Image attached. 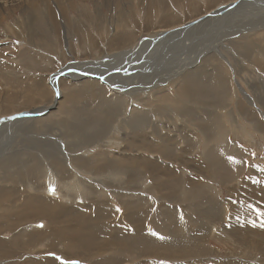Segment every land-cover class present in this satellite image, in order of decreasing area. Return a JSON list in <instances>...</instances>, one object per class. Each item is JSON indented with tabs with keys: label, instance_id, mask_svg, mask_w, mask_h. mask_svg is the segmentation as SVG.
Segmentation results:
<instances>
[{
	"label": "rangeland",
	"instance_id": "1",
	"mask_svg": "<svg viewBox=\"0 0 264 264\" xmlns=\"http://www.w3.org/2000/svg\"><path fill=\"white\" fill-rule=\"evenodd\" d=\"M47 1L54 16L49 15L46 9L47 5L43 4ZM227 1L231 0H157L156 2H163L165 7L164 9H155L150 5L152 0H142V4H139V0H134L130 6L125 3L126 0H121L119 3L122 8L115 5L116 0H111L112 5L103 3V0H66L62 4H57L54 0H37L36 4L40 7V11L46 10L45 13H38L36 16V26L33 29H27L36 35L33 42H30L29 36L23 28L15 26L16 19L23 20L27 17L26 9H13L14 5L10 4L6 10L3 9V15L0 14L2 23V25L0 24V39H4L0 42V116L29 109L40 110L46 106L55 94L49 86V74L58 71L66 64L72 61L75 63L74 61L83 62L96 59L99 54L109 55L126 49V51H131L140 43L146 45L156 42L169 36L180 24L195 19L218 4ZM17 5L21 6V3ZM191 5H195V7H190ZM96 9L102 10L98 14V18L94 16ZM220 15L216 20V23L219 24L216 31L212 29L205 31L207 37L202 42L206 41L207 49H202L201 46H198L197 49L198 53H201V58L204 55L207 57L204 60L207 65H203L207 70H204L203 73H210L204 78L212 79L213 91L216 89L215 81L221 80L224 83L220 93L217 94L218 98L212 96L213 99L202 98L204 99L202 100L201 95L199 98L202 102L205 101L206 105L216 101L222 102L223 107L219 104L221 108L208 106L201 109L202 105L199 106L198 112H191V116L199 115L201 122H195V118L192 120L187 116V110L189 105L193 104L192 102L187 104L188 107L186 105L183 107L184 113H182L183 109L172 114H161L154 111L153 118L147 116L149 119L147 125L152 122L154 126L158 127L157 130L160 129L162 135L165 133L169 136L168 143H164L168 144V154H163L161 151L156 153L158 149L156 144H160L161 139L157 135L149 136L155 152L153 154L151 152L142 153L145 158H142L141 163L143 164L145 161L150 164V167L155 165L154 171H151L148 166L139 165L142 168L133 172L130 165H127L117 173V171L110 172L106 169L105 171L102 169L103 167L95 163L94 167L90 166L88 162L84 167H88L89 173L85 174L86 172L83 171L81 173L79 170L73 173V177H81L79 183L82 195L73 193V196H70L64 188L57 184H62L59 180L54 179L49 183L46 179L47 170L58 166L55 163L57 158L60 161L65 159L67 162L73 160V165L79 159L77 156L67 158L69 156L67 154L72 152V144L70 140L67 142L64 138L65 131L56 130L57 127L51 123L44 127L42 124L34 123V119L38 116L25 118L26 121L23 124L20 121L13 124L14 128H22L19 131L20 133L23 130L21 134L16 133V129L11 128L7 123L8 128L13 131L9 130V134H11H8L6 138L1 135L0 137L4 140L3 142L9 141L8 148L11 142L14 144L21 138L29 137L30 141L35 139L36 144L24 140L16 147L19 146V151H26L25 154L29 156L30 160L26 159L28 165L25 164L30 167L29 171H37L38 167L45 168L39 172V188L43 197H46L44 196L45 192L51 196V193L46 191L50 186L46 189V185L52 183L50 189L59 188L62 194L61 197H55V199H59L55 203L60 208H73V214L77 216H87L85 212H101L100 214H104L105 219V226L103 224L102 228L106 227L110 231L108 236L113 238L117 234L120 241L126 242L127 246L118 248L105 245L100 247L98 246L101 242L99 236H102L103 233L96 231L93 233L96 234L94 235L95 246L92 245L89 248L85 245L77 246L79 237L85 235L78 230L82 224L74 222L72 241L74 248L68 236H62L55 240L54 247H51L50 241L44 238L42 242L39 241L35 245L34 243L29 244V249H25L21 244L19 247H22L23 251H19L13 257L2 256L0 264H35L33 263L35 259L45 261L42 262L43 264L48 261L54 262V264H264V227L261 226L264 224V43L255 40V42H260L256 53L249 48L250 55L259 54L254 61L243 57V52V55H235L236 52L231 50V46L230 48L220 46L219 49L220 41L233 42L234 39L240 37L239 33L238 37L236 36L237 31L245 30V34H247L254 31L250 28L255 25L245 23L246 26L244 24L246 20L241 22L240 19H237L234 21L235 24L232 22L228 26V22L224 24L225 20ZM77 18L80 20L78 25L81 29L75 25ZM49 19L52 24L51 28L37 29ZM222 19L223 21L220 23ZM115 22H118V25ZM239 23H241L240 27L237 25ZM221 26L229 28L222 29ZM43 36L48 38L43 40ZM245 36L243 37L245 38ZM244 38H241L242 42L249 41ZM188 49L185 50V56L188 55L191 58L199 56L196 53L197 50L191 52ZM211 49H214L216 57L211 56ZM182 59L187 60V58ZM103 60L105 61L102 63H105L106 66H103L102 69H105L109 68L107 63L113 59L107 57ZM115 63L113 60V63L109 62L108 64H113L115 68H123L128 65L122 62ZM164 65H168V63ZM73 69L76 67L74 66ZM120 71L126 72L125 69ZM177 74L179 75V72ZM58 77L56 78L57 86L59 89L61 88L64 95L60 100L62 103L73 101L74 97L76 104H83L85 98L92 99L94 97L91 87L82 89L83 87L80 86L84 80L74 81L73 78L63 75ZM172 78V80L179 79L175 75ZM93 80L100 85L103 95L107 97L114 95L111 85L98 78ZM184 83L185 87L191 91V98L199 96L196 87L191 82L188 83L185 80ZM176 85L177 83L172 81L165 85L166 88L164 87L165 92L172 93L171 96L174 99L177 93ZM74 87L78 88L75 95L73 94ZM160 87L162 86L160 85ZM93 89L95 94L101 93L98 88ZM192 90L195 91V95ZM149 92L151 90L143 92L142 98L147 97ZM67 93L72 96L69 97ZM211 94L215 95L212 91ZM84 96L85 98H83ZM123 96L125 94L116 95L114 101H120ZM134 102L138 103V101ZM242 105L248 114L247 111L246 113L241 111ZM112 107H120V110L114 114V121L105 118L104 123L101 117L99 123L102 122V125H98L100 128L97 127L93 130V132L95 130L96 133L98 132L95 140L98 145L90 142L92 144L88 145L91 147L90 151L86 146L87 151L79 148L75 154H83L87 159L98 155L96 161L99 162L101 155H105L111 161L121 150L124 152L126 143L123 139H118L123 137L124 131L121 129L123 126L120 125V122L118 126L116 115H119L118 119L121 121L126 116V111H123L124 104L121 102ZM5 108L9 110L7 111ZM132 108H136L134 103L131 106L128 105V113ZM144 109L141 108L142 111H146ZM54 112H57L56 108L50 109L46 115L39 118H47L50 113ZM73 122L78 125L77 122ZM209 123H211L210 126H208ZM217 124H220L218 129L216 128ZM70 125L73 126V124ZM142 126L141 124L140 127ZM207 126L208 128H206ZM157 130L156 134H161ZM147 131L150 129L148 128ZM89 132L83 128L82 134L78 133L80 135L93 134V132ZM72 135L73 133H71ZM101 135L104 136L101 137ZM93 138L94 136L91 137V140ZM106 141L107 145H104ZM36 145L37 147H35ZM115 146H117V150H115ZM213 149L217 151L211 153ZM210 154L212 155L210 156ZM32 157H34V161H37L34 162ZM20 159L17 160L18 163L22 161ZM23 164H17L19 169L11 171V176L17 175L18 178L24 167ZM51 164L52 167H50ZM75 169L77 168L73 166V170ZM20 177L22 176L20 175ZM20 177L18 179H21ZM32 180L37 181L34 178ZM0 184L4 186L2 185L4 181ZM5 184H7L8 190L11 184H15V188L19 191L23 186L19 184V189L18 185L11 181ZM83 189H85L84 192ZM93 216L94 214L92 218ZM83 219L88 220L87 217ZM29 222L32 225H27L28 228L24 230L26 234L27 232L31 234L41 231L40 228L49 223V219L43 217L42 220H39V222H43L42 224L36 221ZM94 224L100 228L98 222H94ZM0 234V244L10 246V242L14 240L13 233L6 228ZM21 238L24 239V236ZM129 240H141L142 242L140 244ZM18 241L22 243L21 239ZM62 242L67 243L66 248H63L65 245ZM143 242L145 245H142Z\"/></svg>",
	"mask_w": 264,
	"mask_h": 264
},
{
	"label": "bare ground",
	"instance_id": "2",
	"mask_svg": "<svg viewBox=\"0 0 264 264\" xmlns=\"http://www.w3.org/2000/svg\"><path fill=\"white\" fill-rule=\"evenodd\" d=\"M36 1L37 0H0V14L4 13L3 9L6 10L10 4L14 5L13 9H19V8H21V9L23 8V10L26 9L27 17L24 18L23 20H21V18L16 19L15 26L18 28H23L27 32V36H29L30 42H33L35 40L36 35L34 33H32L31 31H28L27 29H29V28L33 29L36 26L35 18L38 15V13H40V14L45 13V10L47 9V12L49 13V15L54 16V12L50 9V7L48 5L49 4L48 1L43 3V4L47 5V8L44 11H40V7L36 4ZM54 1L57 2V4H62L66 0H64V1L63 0H54ZM119 1H121V0H116L115 5H118L119 7H121V3H119ZM133 1L134 0H126L125 3H127V6H130L133 3ZM156 1L157 0H152V3L150 4L151 7H154L155 9H158V8L164 9L165 4L163 2L160 3V2H156ZM110 2H111V0H103V3H109L108 5L111 4ZM18 3H21V6L17 5ZM97 3H95V4H97ZM229 3L231 5L233 3H237V4H239V6L231 7L227 11H219L217 13L218 15L221 14L220 16H223V19L225 20L224 24H226L228 22V26H230V23L233 22V24H235L234 21H236L237 19H240L241 22L243 20H246V21H244V24L245 23H252V24H255L256 27H255V25L251 28L249 27L250 29H252V31L253 30L254 31L248 32L247 34H245V30L237 31L236 36L238 37V33H239V35H240L239 38L234 39L233 42H228V43H224V42L220 41L218 47L220 49V46L221 47L228 46L229 48L231 46V48H232L231 50H233V52L235 51L237 53V54L235 53V55L239 56V55H243V53H244L243 57H248V59H250L251 61L252 60L254 61L255 58L259 54L257 53L258 55H256V56L250 55L251 51H249V48L252 51H254V53H256L257 47H258L260 42H255V40L262 41V43H264V0H231V1L220 3L215 8H218L219 6H221L223 8L224 5L227 6V4H229ZM139 4H142V0H139ZM72 5H73V1H72ZM145 6H147V5H145ZM190 7H195V5H191ZM95 11L96 12L94 13L95 14L94 16L96 18H98L99 17L98 14L101 13L102 10L99 11L98 9H96ZM46 17H47V15H46ZM223 19L220 20V23H222ZM119 20H121V19H119ZM193 20L194 19L186 21L180 25L178 24L179 27L174 32H172L166 38H163L161 40H157L156 42H153L150 44L148 43L146 45L143 43H140V45H138V47H136L135 49L132 48L131 51H126L127 50L126 49V50H120L117 52H113V54H109V55L99 54L96 59L85 60L83 62L74 61L75 63H73V61H72V62L66 64L65 66L61 67V69H59L58 71H55L53 73L51 72L49 74L48 81L50 84L49 86H51V88L55 92L53 99H52L53 103H52V100L49 101L46 104V106H43V108H41L40 110L29 109V110H24V111L17 112V113H12V114L9 113V115H6V116L5 115L0 116V118L1 117H3V118L7 117V119H4L3 122H0V135L3 136L4 138H6L9 134V130H11V132H12L13 129H16V133H19V131L22 128L21 127H19V128L15 127L14 128V125H15L14 123L20 121L23 124V122L26 121L24 119L30 118L31 116H38V118L34 119V123H36V124H39V125L42 124V126L44 127L48 123H51L57 127L56 130L61 131V132L65 131L64 138L66 139L67 142L70 140L71 144H72L71 145L72 146V148H71L72 152L67 154V155H69L67 158H74L77 156V157H79V159L73 165V160H72V162H67V161H65V159L60 161V159L57 158L55 163L58 164V166H54L53 168H50V170L46 169L48 171V173H46V176H47L46 179L49 183L51 180H54V179L59 180L62 184H60V183H57V184L60 187L64 188L70 196H73V193L76 195H82V189H81V185L79 183V179H81V177L80 178H79V176L73 177L74 176L73 173L77 170H79L80 172L83 171L84 173L86 172L85 174L89 173L90 170L87 169L88 167H84V166H87L88 162H89L90 166L94 167L96 164V165L103 167L102 169H104V170L106 169L107 171L109 170L110 172L111 171L112 172L117 171V173L121 168H124V167L126 168L127 165L128 166L130 165L131 171H133V172H135L136 170H138L139 168H142V167H146V166L150 167L149 166L150 164L145 162V161L143 164L141 163L143 160L142 158H145V157H143L142 153L151 152L153 154L155 152L154 147H153V143L149 139V136L150 135H153V136L157 135V137L161 139V143L156 144V147L158 148L156 153L161 151V153H163V154H168L167 152H169V148H168V144H167L168 143L167 141L169 140V136H168V134H165V133H164V135H162L160 129H158L160 131L158 133H161V134H159V135L156 134V130L158 127H156V125L154 126L151 121H150L151 124L147 125L148 124L147 120H149L147 118V116H152V118H153V116L155 115V112L156 113L158 112L161 114H163V113H171L172 114V113L178 112L180 109H183L182 113H184L185 109L183 107H185V105L187 106V104H190L192 102L193 104H190L189 109L187 110V116L191 117L190 119H192V120H193V118H195V120H194L195 122H201L200 116L199 115H192L191 116V112H193V111L198 112V108L201 105H202L201 109H203L204 107H208V106L218 107L219 104L221 106L223 105V103L219 102V101H216L215 103L212 101L213 103L210 105H206L205 101L202 102V100H204L202 98H208V99L212 98L213 99L214 97H217V94L220 93L221 89L224 86V83L221 82V80L215 81L214 85H215L216 89L213 91V83H211L212 79L204 78L206 75L210 74L208 71H207L208 73H203L204 70H207V69H205V66H203V65H207L204 63L206 56L203 54L204 56L202 55L203 57L201 58V53H198L199 50L197 49L198 46H201L202 49L203 48L207 49V45L205 44L206 41L202 42L203 40H205V37H207V36H205V31L206 30L209 31L210 29H212L213 31H216L217 26L219 25L216 23L217 17L210 18L208 20V22L201 20L200 22H202V23L190 25V28L184 27L185 24L192 22ZM49 21H50V19L46 22L44 21L43 24L40 25V27L37 29L51 28L52 24ZM102 21H103V19H102ZM38 22L40 23L41 21L39 20ZM79 22H80V20H78V18H77L75 25L79 26V28L78 27H76V28L81 29L80 25H78ZM0 24L2 25L1 21H0ZM115 24L118 25V22H115ZM240 24L241 23H239L237 25L240 27ZM66 25H64V26H66ZM257 25H259V26L257 27ZM223 28L228 29L229 27H222V29ZM244 28H248V27H244ZM236 29H237V27H236ZM233 30H235V28ZM231 34H233V33H231ZM206 35H207V33H206ZM244 35H246L245 38L248 39L249 41H247V40H246L247 42L241 41V38H244L243 37ZM46 38H48V37L43 36V40H45ZM3 40L4 39H0V42H2ZM225 41H226V39H225ZM250 41H252V42H250ZM49 42H50V39H49ZM187 48H189L188 50H190L191 52L197 50L196 53H198L199 56L193 57V58H191L190 56L188 57V55L185 56V50ZM191 48H193V50H191ZM213 50L211 51V56L216 57L217 55L215 56V52H213ZM215 51H216V49H215ZM202 53H204V52H202ZM107 57L112 58L116 62L115 64L122 62L123 64H126V65L128 64V65L124 66L123 68H115V66H113V64L112 65L108 64L109 62L113 63V60H112V61H109L107 63V65H109L108 66L109 68H105V69H108V70L102 69L103 66H106L105 63H102L103 61H105L103 59H105ZM182 58H187V60L182 59ZM221 61H223V60H221ZM224 61H225V57H224ZM166 63H168V65L163 66V64H166ZM210 64H212V63H210ZM226 64H227V62H226ZM213 65H211V66H213ZM237 65H239V64H237ZM74 66L76 67V69H73ZM192 66H194V67H192ZM190 67H192L193 69L191 68V70H190ZM185 68H189V69H185ZM121 69H125L126 72L120 71ZM164 69H166V70H164ZM183 69H185V70L183 71ZM100 71H102V72H100ZM199 71H201V72H199ZM178 72H179V75L177 74ZM220 72H222V71L220 70ZM234 72H235V70H234ZM201 73H203V74H201ZM59 75H61V77H62V75L63 76L67 75V76L73 78L74 81L75 80H84V83H82L80 86L83 87L82 89H85V88L90 89V87H91L92 96L94 95V97H92V99H89V98H85V96H84L83 98H85V100L83 101V104H81V103L76 104V100L74 97H73V101H68V102L62 103V101H60V100L63 98L64 95L62 94L61 88L60 89L58 88V86H57L58 83L56 80V78ZM174 75H175V77L178 76L179 79L178 80H175V79L172 80L173 79L172 77ZM82 78H85V79H82ZM87 78H89V79H87ZM91 78H93V79L98 78V79L104 81L106 84L108 83L109 85H111V88L113 89L114 95L110 96V97L103 95V90H102V88H100V85H98ZM171 80L173 82L177 83V85H176L177 93H176L175 99L173 98V96H171V94H172L171 92H170L171 94H167L164 90L165 85L168 84L169 82H172ZM185 80H187L188 83L191 82V84H193L196 87L199 96L196 95L195 97L191 98V96H190L191 91L185 87V85H186L184 83ZM79 82H81V81H79ZM160 85L162 87L159 88ZM95 87L101 91V93L99 92L100 94H98V95H97V93L95 94L94 89H93ZM189 87H190V85H189ZM77 90H78V88L74 87V90H73L74 95L77 94ZM149 90H151V92H149L147 94L148 96L145 98H142L143 92L149 91ZM89 91H91V90H89ZM192 91H194V90H192ZM211 91L214 92L215 95H212ZM67 94L69 95V97H70V95L72 96V94H70V93H67ZM122 94H125V96H123V98H121L120 101H114L116 98V95L119 96ZM81 95H82V93H81ZM194 95H195V91H194ZM212 96H214V97H212ZM199 97H201L202 100H200ZM43 98L45 99L44 96H43ZM83 98H82V100H83ZM250 100L252 102L251 98H250ZM134 101H138V103H136ZM118 102H121L122 104H124L123 111H126L125 112L126 116L123 117V119L121 121H119V119H118L119 115H116V120H118V126H119V122H120V125L123 126L121 129H123V131L125 132V133L123 132V134H122L123 137L118 138L116 136L118 139H123V141L126 143V146L124 148V152H122L123 150H121V152L118 153L114 157V160H111V161L108 160V158H106L105 155L104 156L101 155L100 156L101 160L99 162L96 161L98 155H96V156L94 155V156H92L91 159H87L86 157L83 156V154L82 155L81 154L79 155V153L75 154V152H77V150L79 148H80V150H83V151H87L88 149H89L88 151H90L91 150L90 146L92 145L91 143H93V142L96 146L98 145L97 141L95 142L98 132L96 133V130L93 132V130L95 128H97L98 125H100V124L102 125V122L104 121L105 118L108 120L110 118V119H113V121H114V119H115L114 114L120 110V107H112V106H114ZM132 103L135 104L136 108L135 109L132 108L131 112L128 113V111H127L128 105L131 106ZM57 104H58V106H57ZM91 106H93V107H91ZM52 108H56L57 112L50 113L51 115L49 114L47 118H44V119L39 118L41 116L46 115L49 112V110ZM141 108H145L146 111H142ZM241 108H242L241 111L246 113L247 110L245 111L244 105H242ZM5 110L8 111L9 109L5 108ZM171 111H174V112H171ZM249 113H250V111H249ZM247 114H248V111H247ZM10 116H12V117H10ZM173 116H174V114H173ZM101 117H102V122L99 123L101 120ZM207 117H208V115H207ZM157 119H159V118H157ZM202 120L205 121L204 119H202ZM73 121L77 122L78 125L74 124ZM7 123L13 129L8 128ZM104 123H105V121H104ZM70 124H73V126H71ZM141 124L143 125L142 127H140ZM210 124L211 123H209L208 126H210ZM219 125L220 124L216 125L217 129H218V127H220ZM19 126H21V124H19ZM34 126L36 127L35 124H34ZM145 126L148 127L150 129V131H147L148 128H144ZM208 126L206 128H208ZM71 127H72V131H71ZM163 127H164V125H163ZM83 128L85 130L87 129V131L93 132V134H86L85 133L84 135H80V134H82ZM98 128H100V126ZM159 128L163 129L160 126H159ZM152 130H154V131H152ZM25 131H27V130H25ZM22 132H23V130H22ZM22 132H20L19 134H21ZM71 133H73L72 136H71ZM26 134H28V133H26ZM109 135H110V133H109ZM93 136H94V138L91 140V137H93ZM102 136H104V135H101V137ZM41 139H43V138H41ZM24 140L26 142H31L32 144H36L34 142L35 139L30 141L29 137H26V138H21L20 140L16 141L14 144L11 142V144L8 148L9 141L3 142L4 140L0 137V182L4 181V184H2L4 186H1V184H0V233L4 229L7 228L10 230V232L13 233L12 236L14 237V240L12 239L13 241L10 242L11 243L10 246H8V245L5 246V245L0 244V260L2 259L1 258L2 256L9 255V257H13V256H15V254H18L19 251H23L24 249H21L22 247L21 248L19 247V246H21V244H22V246L25 247V249H29V246H28L29 244L34 243V245H35L39 241L42 242L44 240V238H47L50 241V246L54 247L55 240H58L62 236H68L70 239V242L73 244V248H74L75 246H74V243L72 242L73 241V227H74L73 223L74 222L82 224L80 227H78V230L82 231V233H84V235H85L84 237H81V236L79 237V239H78L79 244L77 246L81 245V247H82L83 245H85L88 248L92 247V245L95 246L96 241H95L94 235H96V234H93L94 231H96L98 233H103L102 236H99V237H101V242L98 244V246H100V247H103L105 245H108V246L111 245L114 247L117 246L118 248L123 247V246H127L126 242L122 243V241H120V237L117 234L113 238L112 237L110 238V236H108V233L110 231H108V229L106 227L102 228L103 224L105 226V219L103 216L104 214H100L101 212L100 213H98L97 211H94L93 213L85 212L87 214V216H77V215L73 214V208L72 209L60 208L59 205H57L55 203L59 199L58 198L55 199V197H61L62 194H61L59 188L55 189L54 191L52 190L53 188L50 189V187H52V183L47 184L48 186L46 185V189H47V187L50 186L49 190H46V191L51 193V196L45 192L44 196H46V197H43V195L41 194V189L39 188V185H40V183H39V172L44 170L45 168L42 169V168L38 167L39 169L38 170L36 169L37 171H34V172L32 170L29 171L30 167L27 166L28 164L26 161V159H28L29 156L27 154H25L26 151L25 152L19 151V146L16 147L18 145V143H20ZM38 141H40V140H38ZM165 142H167L166 145L164 144ZM106 143H107V141L104 143V145ZM20 144H22V143H20ZM29 144L30 143H28V145ZM88 145H90V146H88ZM116 145H118V142H116ZM86 146H88V149L86 148ZM11 147H12V149H11ZM35 147H37V145ZM115 148H116L115 150H117V146H115ZM55 150H57V149H55ZM83 151H82V153H83ZM216 151L217 150L213 149L211 153L216 152ZM61 152H62V150H61ZM139 153H141V154H139ZM2 155H6V156H2ZM42 155L44 156V154H42ZM211 155L212 154H210V156ZM94 157H95V159H94ZM19 158H21L20 160H22L20 163L21 164L24 163L23 164L24 167L22 168V171L20 173V175L22 177H20V175H19V177L21 179H18L19 177L17 178V175L11 176L12 172L14 170L19 169V168H17V164H20L17 162V160ZM32 159L34 161V157H32ZM12 160H16V161L13 162ZM29 160H30V158H29ZM144 160H146V159H144ZM36 161L37 160H35L34 162H36ZM25 164H27V165H25ZM38 164H40V163H38ZM45 165H47V164H45ZM139 165L142 167H139ZM73 166L77 169L73 170ZM90 166H89V168H90ZM151 166H153V165H151ZM50 167H52V164ZM150 168H151V171H154L156 169L155 165L153 167H150ZM13 174L15 175V173H13ZM92 174H94V173H92ZM80 176H82V175H80ZM32 178L36 179L38 182L35 180H32ZM8 181H11V183H16L18 185V188H19V184H22L23 185L22 190L19 191L17 188H15V186H16L15 184L9 185L10 188L8 190L6 187L7 184H5ZM42 190H43V188H42ZM84 191H85V189H83V192ZM63 202H66V201H63ZM93 214H94V216L92 218ZM43 217L48 218L49 223H47L46 225L41 227L40 228L41 231L31 233V234L28 232H27V234L24 233L25 228H28L27 225L31 224L29 221H32V222L36 221L37 223L42 224L43 222H39V220H42ZM86 217L88 220L83 219ZM25 219H27L28 221ZM102 220H103V223H101ZM89 222H90V225H88ZM94 222H98L100 228L96 227ZM41 224H39V225H41ZM87 225H88V228H87ZM12 230H14V231H12ZM6 234H7V232H6ZM22 236H24V239L21 238ZM25 237H27V238L25 239ZM96 237L98 238V235ZM18 239H21L22 243H20L18 241ZM131 240H133V239H131ZM131 240H129V241H131ZM149 241H150V239H149ZM131 242H137V243L141 244L142 241L139 240V241H131ZM149 243L152 244V242H149ZM62 244L65 245L63 248L67 247L66 242H62ZM142 245H145V243L143 242ZM4 259L7 260L8 257H7V259L6 258H4ZM27 262H28V260H27ZM42 262H45V261H42L40 259H35V261H33V263H35V264H43ZM48 263L54 264V262L52 263L51 261L46 262V264H48Z\"/></svg>",
	"mask_w": 264,
	"mask_h": 264
},
{
	"label": "water",
	"instance_id": "3",
	"mask_svg": "<svg viewBox=\"0 0 264 264\" xmlns=\"http://www.w3.org/2000/svg\"><path fill=\"white\" fill-rule=\"evenodd\" d=\"M236 6H238V4L237 3H233L232 5L229 3V4H227V6L226 5H224L223 6V8L221 7V6H219L218 8H213V9H211V11H208V12H205V13H203L201 16H198L196 19H194L192 22H189V23H187V24H185L184 25V27H186V28H190V25H194V24H197V23H202V22H200L201 20H204L205 22H208V20L210 19V18H215V17H218V12L219 11H227V10H229L231 7H236ZM226 8V9H225ZM204 22V23H205ZM61 75H59V77H60ZM64 76H67V75H64ZM17 115V114H16ZM15 115V116H16ZM10 117H12V116H10ZM4 119H7V117H4V118H0V122H3V120Z\"/></svg>",
	"mask_w": 264,
	"mask_h": 264
},
{
	"label": "snow or ice",
	"instance_id": "4",
	"mask_svg": "<svg viewBox=\"0 0 264 264\" xmlns=\"http://www.w3.org/2000/svg\"><path fill=\"white\" fill-rule=\"evenodd\" d=\"M53 191H54V189H53ZM261 226L264 227V224H262Z\"/></svg>",
	"mask_w": 264,
	"mask_h": 264
}]
</instances>
